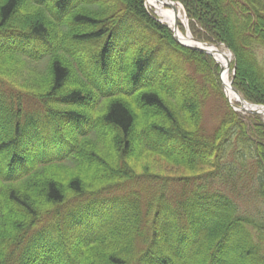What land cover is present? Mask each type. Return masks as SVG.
<instances>
[{
	"label": "trees",
	"instance_id": "16d2710c",
	"mask_svg": "<svg viewBox=\"0 0 264 264\" xmlns=\"http://www.w3.org/2000/svg\"><path fill=\"white\" fill-rule=\"evenodd\" d=\"M175 1L264 105V0ZM218 71L145 0H0V264H264V119Z\"/></svg>",
	"mask_w": 264,
	"mask_h": 264
},
{
	"label": "bare ground",
	"instance_id": "6f19581e",
	"mask_svg": "<svg viewBox=\"0 0 264 264\" xmlns=\"http://www.w3.org/2000/svg\"><path fill=\"white\" fill-rule=\"evenodd\" d=\"M145 4L147 7H150L153 9L161 18V21L171 28H173L177 24V20L183 21V14L181 12V7L178 4H175L174 6L166 5L163 2H159L157 0H145ZM184 22V21H183ZM178 39L181 42H184L186 44H194L189 31H186V33L182 32L180 28L176 27ZM212 52V55L214 56L215 60L220 64L222 67V72L220 74L221 80L224 83V91L226 96L229 100L236 102L240 101V98L238 95L233 91L231 85H230V77H229V63L231 59V55L229 51L220 49V47L216 46H210L209 48ZM244 107L246 108L247 104Z\"/></svg>",
	"mask_w": 264,
	"mask_h": 264
},
{
	"label": "rangeland",
	"instance_id": "374dc122",
	"mask_svg": "<svg viewBox=\"0 0 264 264\" xmlns=\"http://www.w3.org/2000/svg\"><path fill=\"white\" fill-rule=\"evenodd\" d=\"M145 7L150 13L153 12L157 16L156 18L161 20L159 15L153 9H151L150 7H147L146 5H145ZM183 21H184V23H183ZM183 21L180 20L179 23H180V26H181L182 30L185 31V29L187 30V27H189V25H187L186 20L184 19V17H183ZM220 49H223V46L220 47ZM218 66H219V64H218ZM230 71H232L231 68H230ZM230 71H229V77H230V73H231ZM218 74H219V71H218ZM216 77L219 80V75L216 76ZM221 90H223V89H221ZM223 94H224V91H222V96H223ZM224 96H223V98H224ZM222 104H223V101L221 99V96L219 94H217V93H216V95L214 94L211 97V99H209L206 102V104H205V123H206V125H211L214 122L213 120L215 119L216 115L219 113V109H220ZM262 117L264 119V116H262ZM254 187H255L254 194L251 197H249V199H245V201L244 200L242 201V199H241L239 201V205L245 206L250 214L257 215V212H263L264 211V200L261 199L256 194V190L258 188V184L255 183Z\"/></svg>",
	"mask_w": 264,
	"mask_h": 264
},
{
	"label": "water",
	"instance_id": "95a60500",
	"mask_svg": "<svg viewBox=\"0 0 264 264\" xmlns=\"http://www.w3.org/2000/svg\"><path fill=\"white\" fill-rule=\"evenodd\" d=\"M157 1L163 2L166 5H170L171 4V6H174V4H179L177 1H173V0H157ZM176 27H177V24L172 28V31H173V38H174V40L177 43H179L181 45H184V46H187V47H190V48H192L194 50L201 51V52H205V53H208V54L212 55V52L209 49L210 48V44H208L206 42L200 41V40H198L196 38H193V37H191V39H192V41H193L194 44H186L184 42H181L178 39ZM214 46H218V45H214ZM224 47L226 49H228L226 45H224ZM221 71H222V68H221ZM232 89L238 95V97L240 98V100L242 101V103H247L248 107H246V108L244 107V104H242L243 105L242 106V110L243 111H245L246 113H258V114L264 115V106H262V105L261 106L260 105H253V104H250V103L246 102L244 100V98L240 95V93L234 87H232Z\"/></svg>",
	"mask_w": 264,
	"mask_h": 264
}]
</instances>
